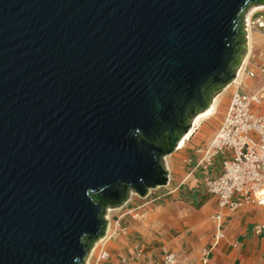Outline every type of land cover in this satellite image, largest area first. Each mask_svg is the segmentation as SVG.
Masks as SVG:
<instances>
[{
	"label": "water",
	"instance_id": "1",
	"mask_svg": "<svg viewBox=\"0 0 264 264\" xmlns=\"http://www.w3.org/2000/svg\"><path fill=\"white\" fill-rule=\"evenodd\" d=\"M264 0H0V264H85L106 209L234 78Z\"/></svg>",
	"mask_w": 264,
	"mask_h": 264
},
{
	"label": "crops",
	"instance_id": "2",
	"mask_svg": "<svg viewBox=\"0 0 264 264\" xmlns=\"http://www.w3.org/2000/svg\"><path fill=\"white\" fill-rule=\"evenodd\" d=\"M251 35H247L249 52ZM249 52L239 67L238 77L240 90L246 93L254 92L263 81L258 75L262 81L250 84L251 78L242 77ZM220 167L221 157H216L210 174H218ZM194 202L183 196L149 206V202L138 204L128 197L121 206L108 209L106 237L102 240L108 257L100 264H156L165 251L174 253L179 264H264L263 208L245 204L229 211L219 208L211 195L201 199L199 207ZM218 224L222 237L215 241ZM205 250L203 263L200 258Z\"/></svg>",
	"mask_w": 264,
	"mask_h": 264
},
{
	"label": "built area",
	"instance_id": "3",
	"mask_svg": "<svg viewBox=\"0 0 264 264\" xmlns=\"http://www.w3.org/2000/svg\"><path fill=\"white\" fill-rule=\"evenodd\" d=\"M244 31H259L264 36V17L244 21ZM262 76L261 85L252 93L240 90V82L229 97L219 129L209 142L197 149L199 157L192 170H200L206 192L215 197L218 207L235 211L245 204L264 208V64L255 70L243 68L242 77ZM237 76V72L235 77ZM221 157L220 171L211 175L214 159ZM219 221L220 215L216 216ZM260 232L259 228H256ZM215 241L222 237L217 225ZM203 263L207 251L203 253ZM108 252L100 248L99 259ZM156 264H179L177 256L165 251Z\"/></svg>",
	"mask_w": 264,
	"mask_h": 264
},
{
	"label": "rangeland",
	"instance_id": "4",
	"mask_svg": "<svg viewBox=\"0 0 264 264\" xmlns=\"http://www.w3.org/2000/svg\"><path fill=\"white\" fill-rule=\"evenodd\" d=\"M258 6L264 5H252L248 7L243 14L242 20L245 21V18L249 14L251 9ZM253 12V14L250 13V17H264V8L255 10ZM251 33L252 35L250 43V52L248 50L247 39L245 41V45L247 48L246 54H248L249 52L248 65H246V68H251L252 70H255L257 66L264 64V37L259 31H252ZM259 80L262 81L260 77H257L256 79H248L250 84H254ZM226 86H224V88ZM235 87L236 85L232 84L228 89L223 92L217 102L216 114L201 123L200 128L196 131V133L193 134L192 138L183 148L175 149L169 155L162 158V165L164 167V170L166 171L167 183L164 186L149 189L145 198H139L137 194L130 192L128 197H132L133 202L138 204L140 202L145 204L149 202V206H153L165 200L175 201L183 196H189V199H193L195 201L194 205H196V207H199L200 200L209 197V194L206 192L205 189L203 175L201 171L196 170L192 173V170L197 162V158L199 157L197 149L209 142V140L212 139V137L219 129L226 106L229 101V97L231 93L235 90ZM224 88H222V90ZM222 90H220V92ZM248 205L257 206L255 204ZM108 215L109 210L107 208L104 217L108 218ZM100 239L96 241L94 245L90 248L87 257L84 260L85 264H100L99 251L105 242ZM200 259L201 262H203V257Z\"/></svg>",
	"mask_w": 264,
	"mask_h": 264
},
{
	"label": "bare ground",
	"instance_id": "5",
	"mask_svg": "<svg viewBox=\"0 0 264 264\" xmlns=\"http://www.w3.org/2000/svg\"><path fill=\"white\" fill-rule=\"evenodd\" d=\"M263 8H264V6L254 7L253 9H251V11L249 12V14L246 16L245 20H247V22H248V19L250 17L249 16L250 13H252L255 10H259V9H263ZM249 33L251 34L250 31H248L247 34H245L246 35V39H247V35ZM249 47H250V44H249ZM245 56H246V54H245ZM245 56H244V58H245ZM240 70L241 69L238 68V70H237V76L229 84H227V86L220 93H218L217 95L213 96L210 104L208 105V107L205 110H203L202 112H200L192 120L188 131L186 132V134L183 136V138L178 143L179 148H183L185 146V144L190 140V138L193 136V134L196 133V131L200 128V125H201L202 122L206 121L207 119H209L210 117H212V116H214L216 114L217 102H218V99L223 94V92L226 89H228L232 84L236 85V84H238L240 82V80L238 81V79H239L238 77L240 76ZM105 237H106V235L104 237H102V239H100V240H103Z\"/></svg>",
	"mask_w": 264,
	"mask_h": 264
}]
</instances>
